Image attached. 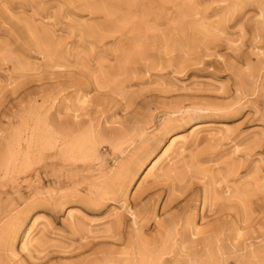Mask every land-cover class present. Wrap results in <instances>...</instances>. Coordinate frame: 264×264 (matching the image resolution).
<instances>
[{
	"label": "rangeland",
	"instance_id": "1",
	"mask_svg": "<svg viewBox=\"0 0 264 264\" xmlns=\"http://www.w3.org/2000/svg\"><path fill=\"white\" fill-rule=\"evenodd\" d=\"M0 264H264V0H0Z\"/></svg>",
	"mask_w": 264,
	"mask_h": 264
},
{
	"label": "bare ground",
	"instance_id": "2",
	"mask_svg": "<svg viewBox=\"0 0 264 264\" xmlns=\"http://www.w3.org/2000/svg\"><path fill=\"white\" fill-rule=\"evenodd\" d=\"M165 152H166V151H165ZM165 152L163 153V156L165 155ZM166 153H167V152H166ZM162 158H163V157H162ZM159 160H160V158L157 159V160L155 161V163L153 164V166H155V165L158 163ZM151 172H152V168L149 169V171H148V173H147L146 176H148Z\"/></svg>",
	"mask_w": 264,
	"mask_h": 264
}]
</instances>
